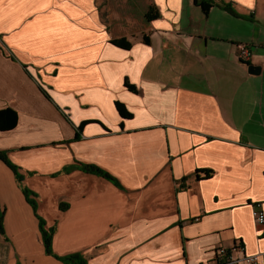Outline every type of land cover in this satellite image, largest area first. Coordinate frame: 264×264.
Instances as JSON below:
<instances>
[{
	"label": "crops",
	"instance_id": "crops-1",
	"mask_svg": "<svg viewBox=\"0 0 264 264\" xmlns=\"http://www.w3.org/2000/svg\"><path fill=\"white\" fill-rule=\"evenodd\" d=\"M104 1L0 0V110L17 114L0 152L22 177L0 160V264H212L235 243L264 259V0H116V29Z\"/></svg>",
	"mask_w": 264,
	"mask_h": 264
},
{
	"label": "trees",
	"instance_id": "trees-1",
	"mask_svg": "<svg viewBox=\"0 0 264 264\" xmlns=\"http://www.w3.org/2000/svg\"><path fill=\"white\" fill-rule=\"evenodd\" d=\"M193 3L195 6L199 7L202 11V13L204 15H207L209 10L214 7H220L223 10L229 12L230 14L237 16L236 13L233 11V9L230 7V5L225 4L223 2L220 3H216L213 0H193ZM158 17V13L154 10L153 7H150L147 11V13L145 14V18L147 21H152L154 19H156ZM144 42L147 43L148 40L144 39ZM111 44L120 48H124V49H128L130 47L129 43H127L124 39L121 40H113L111 41ZM124 87L126 89H128V91L130 92H136V89L134 86L130 85L129 82L127 80L124 81ZM42 94L46 97L49 98V96L47 95V93L42 90ZM115 108L118 112V114L120 115V117L122 118H129L130 117V113L126 110V108L119 102H115ZM17 125V114L15 111L7 108V109H3L0 110V132H8L13 130ZM75 139H78V136L76 135ZM0 160L2 162H4L15 174L17 180L19 181V183L22 182V177L19 175V173L17 172V168L12 165L6 155L2 152H0ZM78 168L81 171H84L86 173H90V174H94L96 176H100L102 178L107 179L108 181L112 182L113 184H117L116 180L109 176L106 172H104L103 170H101L100 168L93 166V165H83V164H79ZM203 173V177L204 178H208L210 176V174L212 173V171L210 170H199L197 171V174ZM23 193L26 197L27 202L30 204V206L32 207L34 213L37 216V203L36 201L32 198V194L31 192H29L26 188H23ZM61 209H63V206H60ZM38 221H39V228H40V233L42 236V242H43V246L45 249V252L47 255H53L52 253V235H53V229H46L45 227V222L44 220H42L39 216H37ZM3 213L0 212V233L3 234ZM62 262L67 264H85L84 260L77 254L74 255H69L66 257L61 258Z\"/></svg>",
	"mask_w": 264,
	"mask_h": 264
},
{
	"label": "built area",
	"instance_id": "built-area-1",
	"mask_svg": "<svg viewBox=\"0 0 264 264\" xmlns=\"http://www.w3.org/2000/svg\"><path fill=\"white\" fill-rule=\"evenodd\" d=\"M238 59L246 62L250 58V51L246 45L238 46ZM252 216L259 226L264 225V211L262 203L252 205ZM239 253V257H233L232 253ZM212 264H264L262 255L245 254L244 248L240 243H235L231 248L218 247L215 250V257Z\"/></svg>",
	"mask_w": 264,
	"mask_h": 264
},
{
	"label": "rangeland",
	"instance_id": "rangeland-1",
	"mask_svg": "<svg viewBox=\"0 0 264 264\" xmlns=\"http://www.w3.org/2000/svg\"><path fill=\"white\" fill-rule=\"evenodd\" d=\"M107 3L106 10H108V19H110L111 29H116V0H107L104 1ZM139 24L137 23L136 27L139 28Z\"/></svg>",
	"mask_w": 264,
	"mask_h": 264
},
{
	"label": "water",
	"instance_id": "water-1",
	"mask_svg": "<svg viewBox=\"0 0 264 264\" xmlns=\"http://www.w3.org/2000/svg\"><path fill=\"white\" fill-rule=\"evenodd\" d=\"M249 72L252 74H258L259 69L251 66V67H249Z\"/></svg>",
	"mask_w": 264,
	"mask_h": 264
}]
</instances>
